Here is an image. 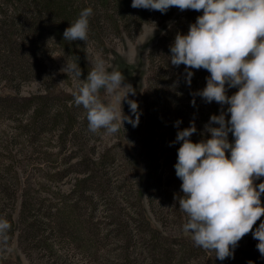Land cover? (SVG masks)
<instances>
[{
  "label": "rangeland",
  "instance_id": "rangeland-1",
  "mask_svg": "<svg viewBox=\"0 0 264 264\" xmlns=\"http://www.w3.org/2000/svg\"><path fill=\"white\" fill-rule=\"evenodd\" d=\"M69 1L76 12L93 10L88 39L76 42L93 67L102 59L107 71L122 72L142 114L137 127L124 122L115 134L92 133L74 98L44 99L54 83L76 92L84 71L81 80L61 71L76 61L26 1L0 0V218L11 225L7 242L0 241V264H264L251 233L224 260L195 246L174 198L183 196L174 167L182 143H172L177 131L194 121L190 139L210 138L204 126L221 109L193 97L206 86V70L190 69L189 86L185 66L169 60L176 34H187L202 11L172 7L162 14L124 9L117 0ZM10 31L22 45L10 44ZM99 98L112 100L105 90ZM125 109L135 119L128 103ZM228 139L234 142L231 133Z\"/></svg>",
  "mask_w": 264,
  "mask_h": 264
},
{
  "label": "clouds",
  "instance_id": "clouds-1",
  "mask_svg": "<svg viewBox=\"0 0 264 264\" xmlns=\"http://www.w3.org/2000/svg\"><path fill=\"white\" fill-rule=\"evenodd\" d=\"M131 7L162 14L172 7L202 11L187 34H176L169 60L173 66H185L189 86L190 69L206 70L210 74L206 86L193 97L206 103L215 101L221 109L204 126L210 138L190 139L197 131L194 121L177 131L172 143H182L174 167L182 181L183 196L174 198L188 218L183 231L191 234L195 246L224 260L234 257L239 241L251 233L264 257V182L255 183L264 178V0H132ZM92 12L90 7L81 11L65 29V41L88 39ZM61 71L81 80L77 62L66 63ZM124 80L121 71L109 72L105 62L97 59L73 93L75 105L86 110L90 132L104 129L106 135H112L124 122L138 126V102L127 99L129 94L135 95V89ZM230 88L238 90L229 96ZM101 89L112 96L111 102L100 100ZM124 89L128 90L121 95ZM125 100L135 119L123 113ZM192 104L195 106V98ZM228 114L230 118H226ZM181 122L177 120L174 126L179 128ZM229 133L234 142L229 141ZM10 228V223L0 218V241L7 242Z\"/></svg>",
  "mask_w": 264,
  "mask_h": 264
},
{
  "label": "trees",
  "instance_id": "trees-1",
  "mask_svg": "<svg viewBox=\"0 0 264 264\" xmlns=\"http://www.w3.org/2000/svg\"><path fill=\"white\" fill-rule=\"evenodd\" d=\"M7 2L10 0H6ZM26 1L25 3L27 4V9L28 11H36V14L38 15V19L42 18L48 22V25H51L54 29L55 34L57 37L60 39V41L64 44L66 49L70 50V53L74 60L79 64V67L81 68L82 72L84 71V78L83 80L87 78L88 72L92 70L93 68V62L91 57L84 51L82 50L83 47L79 46L76 41L73 42H68L65 41L63 38V33L66 28L70 26L71 23H74L76 19H78L79 14L81 13L80 11L76 12V10H72L71 3L69 0H24ZM121 1L123 8H129L131 6L132 0H117ZM130 11V9H129ZM91 19L89 18V21ZM8 33V32H7ZM7 39L10 41V44L13 45V47H17L20 44L19 38L17 36L16 32L10 31L7 34ZM162 43V40L159 41V44ZM159 44L155 45V47H152L150 50V53L148 55V59L150 60V63H152L153 58H154V52L159 46ZM161 46V45H160ZM159 46V47H160ZM150 70V69H149ZM86 71V72H85ZM150 72V71H149ZM47 95L45 96L44 99H47L49 97H65L67 99L74 98L73 94H69L61 90L58 86V84L54 83L52 88L47 89ZM104 94V90L101 89L99 93V97ZM3 96L0 95V98ZM127 99H132L131 96L127 97ZM127 105V101L125 100L123 103V112L125 115L127 114V110L125 109ZM140 111V108H139ZM142 114V111H141ZM100 161L97 160L96 164H99ZM6 263V262H4Z\"/></svg>",
  "mask_w": 264,
  "mask_h": 264
}]
</instances>
